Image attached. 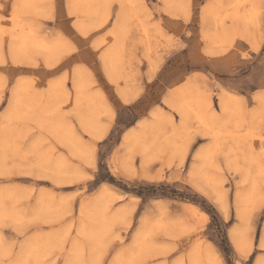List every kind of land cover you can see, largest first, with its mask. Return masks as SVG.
<instances>
[{"label":"rangeland","instance_id":"rangeland-1","mask_svg":"<svg viewBox=\"0 0 264 264\" xmlns=\"http://www.w3.org/2000/svg\"><path fill=\"white\" fill-rule=\"evenodd\" d=\"M0 22V264H264V0Z\"/></svg>","mask_w":264,"mask_h":264},{"label":"bare ground","instance_id":"bare-ground-1","mask_svg":"<svg viewBox=\"0 0 264 264\" xmlns=\"http://www.w3.org/2000/svg\"><path fill=\"white\" fill-rule=\"evenodd\" d=\"M27 3H23V6H25ZM20 12V11H19ZM11 22V21H10ZM14 22V21H13ZM1 23V22H0ZM7 24V23H6ZM182 112V111H181ZM208 125V124H207ZM237 127V126H236ZM251 127V126H250ZM130 131V130H128ZM132 132V131H131ZM130 133V132H129ZM128 133V134H129ZM128 139V137H127ZM233 148V147H232ZM264 164V163H263ZM264 197V196H263ZM220 200H218L219 202ZM249 201H252V200H249ZM259 201V200H258ZM222 203V202H221ZM251 208V207H250ZM240 215H242V213H240ZM232 238H233V241L235 243L236 246H238L237 248L238 249H241V246H242V242H241V234H240V231L235 228L232 232ZM198 250V249H197ZM199 253V256H197L198 258H204L206 259V261L209 263V264H218L215 260V255H213L209 250L207 253H201L199 250L197 251ZM38 253V252H37ZM158 256V255H157ZM34 257V256H33ZM201 261V260H200ZM194 264H198V263H194ZM206 264V262H205Z\"/></svg>","mask_w":264,"mask_h":264}]
</instances>
